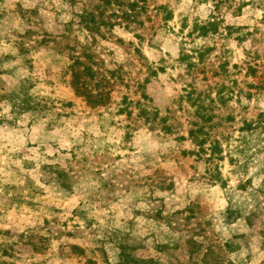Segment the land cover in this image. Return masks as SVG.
<instances>
[{
    "label": "rangeland",
    "instance_id": "rangeland-1",
    "mask_svg": "<svg viewBox=\"0 0 264 264\" xmlns=\"http://www.w3.org/2000/svg\"><path fill=\"white\" fill-rule=\"evenodd\" d=\"M150 259L264 264V0H0V264Z\"/></svg>",
    "mask_w": 264,
    "mask_h": 264
},
{
    "label": "trees",
    "instance_id": "trees-1",
    "mask_svg": "<svg viewBox=\"0 0 264 264\" xmlns=\"http://www.w3.org/2000/svg\"><path fill=\"white\" fill-rule=\"evenodd\" d=\"M218 24H219V21H217L216 19H214L213 18V20H210V21H208V22H206L205 24H203L202 26H201V28H202V31H201V36H204V37H206V36H208L210 33H215V32H217L218 31ZM186 57H189V55H187V54H183L182 55V57H181V60H184ZM251 69H253L254 70V68H251ZM253 73V72H252ZM78 78V77H77ZM77 81V80H76ZM194 133H195V130H190V135H192V136H194ZM200 143V145H202V143H204V141L203 140H201V142H199ZM217 145H219L218 143H217ZM218 149L219 150V148L218 147H213L212 148V151H215V149ZM204 151V150H203ZM129 262V261H128ZM146 262H150V264L151 263H154V260L153 259H150V260H148V261H146ZM122 264H125V263H122ZM127 264V263H126Z\"/></svg>",
    "mask_w": 264,
    "mask_h": 264
}]
</instances>
